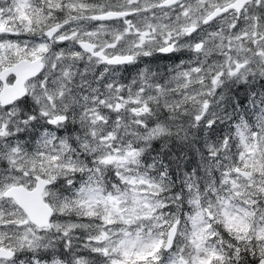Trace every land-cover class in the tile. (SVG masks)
<instances>
[{
	"label": "snow or ice",
	"instance_id": "6c2138e0",
	"mask_svg": "<svg viewBox=\"0 0 264 264\" xmlns=\"http://www.w3.org/2000/svg\"><path fill=\"white\" fill-rule=\"evenodd\" d=\"M0 264H264V0H0Z\"/></svg>",
	"mask_w": 264,
	"mask_h": 264
}]
</instances>
